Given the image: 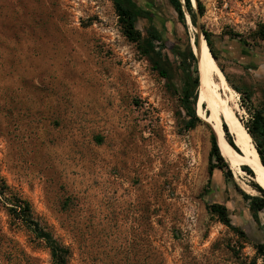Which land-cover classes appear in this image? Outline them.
<instances>
[{"label":"rangeland","instance_id":"rangeland-1","mask_svg":"<svg viewBox=\"0 0 264 264\" xmlns=\"http://www.w3.org/2000/svg\"><path fill=\"white\" fill-rule=\"evenodd\" d=\"M136 1L165 24L170 79L125 35L112 0H0V189L29 202L69 264H263L264 209L247 198L263 197L256 176L230 151L210 175L226 122L199 87L201 121L186 127L176 51L191 42L196 54L210 33L229 78L219 91L248 131L264 112V0H201L200 26L169 0ZM149 24H137L144 36ZM9 202L0 197V264H54Z\"/></svg>","mask_w":264,"mask_h":264},{"label":"trees","instance_id":"trees-1","mask_svg":"<svg viewBox=\"0 0 264 264\" xmlns=\"http://www.w3.org/2000/svg\"><path fill=\"white\" fill-rule=\"evenodd\" d=\"M115 4L116 10L119 16V22L124 30L125 35L133 42L138 44V47L141 53L148 57L154 69L158 70L160 74L164 77L170 79V76L167 72L166 64L169 62L163 55V49L167 47L166 42V27L163 21L156 15H154L149 9L143 8L139 5L136 0H112ZM197 1V8L194 7L192 0H169L170 4L174 7L178 13L180 21L186 25V11L190 14L192 23L195 26H200L198 22V17L203 16L205 13V7L201 0ZM148 21L149 27L147 29V35L144 36L142 31L137 27L139 22ZM209 46L212 51L213 56L218 60L217 53L214 49L210 33L203 28L202 30ZM261 38L264 39V29H260ZM198 37V35H196ZM198 42V38L196 40ZM194 47L189 42L184 51L178 49L176 54L182 59L186 64L185 67V81L181 90V101L182 106L186 111L187 116L189 117L186 127L193 128L200 121L201 118L197 114V103L199 99V87L201 82V70L198 62V58L194 53ZM189 60V62H188ZM217 62V61H216ZM222 68V67H221ZM223 72L224 69L222 68ZM225 73V72H224ZM226 75V74H225ZM229 80L228 76L226 75ZM206 98H203V106H205ZM209 106V105H208ZM210 107V106H209ZM199 113V111H198ZM224 130L226 132L228 142L240 152L239 147L236 145L228 124L224 123ZM249 133L256 141V146L253 147V150L257 153L260 161L264 164V112L262 110H257L254 112L253 119L249 126H247ZM217 138L215 134H212V150L211 155L216 158L215 165L210 167V175L213 174V169L215 167L222 168L227 166L225 162L224 155L221 149L219 142L217 143ZM219 144V146H218ZM257 147V148H256ZM242 153V152H241ZM223 155V156H222ZM241 167L250 175L254 176V169L245 161L239 160ZM231 176V172L229 173ZM255 187L263 194V197L260 196H248L247 198L252 199V207L257 210L264 209V187L260 186L258 183H255ZM10 188L4 185L0 189V197L5 200H10V205L8 210L16 218L22 219L27 225L34 228L38 236L44 239L46 246L50 249L52 261L54 264H69L71 257L70 248L60 242L52 231L43 227L39 221H37L32 214L31 206L28 201L21 199L20 197L9 198L7 191ZM12 193V192H11ZM210 210L212 213L217 214L220 217V220L232 227L234 230L240 234H244L243 231L234 227L231 224V219L227 210V207L221 203H212L210 205ZM257 256L262 258L264 264V243H258L256 245ZM256 262V260H255Z\"/></svg>","mask_w":264,"mask_h":264},{"label":"bare ground","instance_id":"bare-ground-1","mask_svg":"<svg viewBox=\"0 0 264 264\" xmlns=\"http://www.w3.org/2000/svg\"><path fill=\"white\" fill-rule=\"evenodd\" d=\"M196 54L201 70L200 90L202 97H206L214 109H220L222 111L224 117L223 121L228 124L234 136L235 143L242 152L240 153L232 147L225 135L223 133L221 134V130H217L220 133L217 134L222 139L220 145L224 156L228 159H233L230 154V152H232L238 159L248 163L255 171L257 182L264 187V164L256 155L257 153L252 150L251 134L238 122L234 108L230 106L228 100L225 99L219 91L221 86H224L227 90L230 89V86L226 75L217 64L205 37L199 38ZM221 122L222 118L218 117V127H220ZM234 165L241 171H244L239 163L234 161Z\"/></svg>","mask_w":264,"mask_h":264},{"label":"water","instance_id":"water-1","mask_svg":"<svg viewBox=\"0 0 264 264\" xmlns=\"http://www.w3.org/2000/svg\"><path fill=\"white\" fill-rule=\"evenodd\" d=\"M184 1V0H183ZM193 1V0H192ZM193 5H194V7L195 8H197V1L195 0V3L193 2ZM188 13V12H187ZM194 51V50H193ZM195 53V52H194ZM216 135V134H215ZM216 138H217V136H216ZM217 143H218V140H217ZM218 146H219V144H218ZM233 147V146H232Z\"/></svg>","mask_w":264,"mask_h":264}]
</instances>
